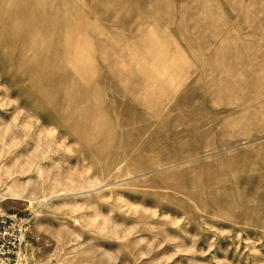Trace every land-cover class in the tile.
<instances>
[{"label": "rangeland", "instance_id": "obj_1", "mask_svg": "<svg viewBox=\"0 0 264 264\" xmlns=\"http://www.w3.org/2000/svg\"><path fill=\"white\" fill-rule=\"evenodd\" d=\"M53 1L51 37L0 0L6 163L44 158L14 179L34 202L2 204L32 219L27 264H264V0ZM66 178L98 185L47 198Z\"/></svg>", "mask_w": 264, "mask_h": 264}, {"label": "bare ground", "instance_id": "obj_2", "mask_svg": "<svg viewBox=\"0 0 264 264\" xmlns=\"http://www.w3.org/2000/svg\"><path fill=\"white\" fill-rule=\"evenodd\" d=\"M43 4L41 5L42 0H14L13 6H7L9 12H8V19H14V18H23L28 19L27 21L23 20H14L13 25L22 27L27 26L29 23V20L31 17L39 15L40 19V25L42 26L43 30L41 32V35H43L44 30H48L50 36L55 35L57 33L56 26L58 23L55 22V17L57 15V7L54 6L53 0H43ZM25 7V8H22ZM51 19L54 21L52 22ZM66 46H65V56L70 60L71 65H75V67L78 69L80 67L85 68V70L90 69L92 70L93 65L90 63V52H92V46L90 40L84 41V44L81 46V50H78V44L75 42V36L74 33L70 30L66 33ZM48 40L46 41V44H48ZM51 46L57 47L59 42L56 39L54 42H49ZM161 57L167 59L168 55L162 54ZM87 60V62H84L83 59ZM173 66L177 68L178 65L173 63ZM177 71V70H176ZM179 72V73H178ZM178 72L171 75V65L164 64L161 77L168 76L171 77V81L173 82V79L178 77L177 75H180L181 71L178 69ZM112 95V94H111ZM177 98V95L170 96H164L163 101L167 103L173 102ZM162 101V102H163ZM164 102L161 103L164 107ZM181 102V101H180ZM1 131V130H0ZM0 187H1V177L4 176L11 180V186L6 185V191H4V194L0 197V212H2V204L5 201H13V202H19L20 200L28 199L31 203H33V198L37 196L36 191L34 190L31 193L27 192V188H29L31 185H33V180H29L26 183H22L20 181H14L15 175H21L26 174L30 175L33 172L37 173L39 176H41L45 169L41 162L44 160L43 157H40L39 155L32 154L31 157H29L27 160H24L25 163H22V158L17 157L16 160L11 164L8 165L6 161L12 156L14 151H17V149L23 145V143L20 140H16L14 138H8V135L6 134H0ZM25 155H22V157ZM98 185V184H97ZM97 185L94 182H90L86 179H80V180H73L71 178H66L62 184H57V186L53 187L51 191L46 196L48 197H56L59 194L62 193V191L65 192H84L86 190H92V188L97 187ZM64 188V189H62ZM42 193L45 191L43 189L40 190ZM36 213V212H35ZM40 216L38 214L36 218ZM104 229H106L108 226H106V223H104ZM39 227V226H38Z\"/></svg>", "mask_w": 264, "mask_h": 264}, {"label": "built area", "instance_id": "obj_3", "mask_svg": "<svg viewBox=\"0 0 264 264\" xmlns=\"http://www.w3.org/2000/svg\"><path fill=\"white\" fill-rule=\"evenodd\" d=\"M31 217L0 212V264H27Z\"/></svg>", "mask_w": 264, "mask_h": 264}]
</instances>
